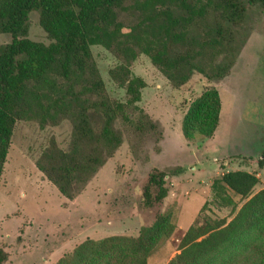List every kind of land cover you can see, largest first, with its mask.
Instances as JSON below:
<instances>
[{"label": "trees", "instance_id": "trees-1", "mask_svg": "<svg viewBox=\"0 0 264 264\" xmlns=\"http://www.w3.org/2000/svg\"><path fill=\"white\" fill-rule=\"evenodd\" d=\"M252 4L264 9V0H0V32L11 36L0 44V175L17 120H36L43 127L67 118L72 123L68 147L51 139L35 162L63 196L74 197L121 144L117 119L138 131L157 126L137 103L146 85L130 67L138 53L174 87L194 72L221 78L232 65L227 55L234 50V32ZM32 10L48 42L28 36ZM123 10L132 14L130 24L119 18ZM92 45L119 58L109 75L125 89L124 101L107 95ZM220 55L224 59L217 61ZM220 110L219 90L206 87L183 115L184 138L211 137ZM257 164L264 166V148ZM182 171L180 165L151 168L142 187L143 205L160 203L168 193L166 176ZM258 182L256 172L246 169L214 176L209 201L230 207L231 216L205 214L190 224L166 264H264V186L253 191ZM235 195L243 200L239 206ZM174 228L169 214L161 212L135 236L86 237L53 264H147ZM6 259L0 247V264Z\"/></svg>", "mask_w": 264, "mask_h": 264}, {"label": "rangeland", "instance_id": "rangeland-1", "mask_svg": "<svg viewBox=\"0 0 264 264\" xmlns=\"http://www.w3.org/2000/svg\"><path fill=\"white\" fill-rule=\"evenodd\" d=\"M119 18L126 24L133 21L132 14L124 10ZM28 36L49 41L35 10L29 13ZM10 37L0 32V44ZM233 44L234 50L227 55L233 60L227 74L212 79L194 72L178 87L171 85L146 54L138 53L130 67L146 85L137 103L157 126L155 130L138 131L117 119L121 144L72 198L63 196L35 162L51 139L64 149L68 147L71 121L63 118L41 127L36 120H17L0 175V247L7 252L4 264H53L86 237L135 236L156 214L167 212L175 228L147 259V264H166L179 251V240L190 224L201 222L205 214L213 218L231 216L230 207H217L209 201L214 176L245 163L260 174L253 191L262 187L264 166L257 164L264 148L261 6H248L234 32ZM91 50L107 95L124 101L125 89L109 75L119 58L101 45H92ZM223 59L220 55L217 61ZM209 86L220 93L219 124L211 137L197 135L187 140L181 131L183 115L192 100ZM250 159L256 160L251 166ZM177 165L183 171L166 176L168 193L163 200L152 207L144 206L142 187L149 170H168ZM235 199L238 206L243 202L237 195Z\"/></svg>", "mask_w": 264, "mask_h": 264}, {"label": "crops", "instance_id": "crops-1", "mask_svg": "<svg viewBox=\"0 0 264 264\" xmlns=\"http://www.w3.org/2000/svg\"><path fill=\"white\" fill-rule=\"evenodd\" d=\"M254 161H256V160H255V159H250V160H249V165H250V166L253 165L252 163H253ZM238 165H239V166L234 167V169H246V170L252 171V169H251V168L249 169L245 163H239ZM249 165H248V166H249ZM243 166H245V167H243ZM222 168L224 169V166H223ZM229 170H230V169H229ZM224 171H225V170H224ZM253 171H255L256 174H257V176L260 178V174H259V172H258L256 169H253ZM222 172H223V171H222ZM259 181H260V179H259ZM261 186H264V184L261 185ZM259 188H261V187L259 186ZM259 188H258V189H259ZM258 189H257V190H258Z\"/></svg>", "mask_w": 264, "mask_h": 264}]
</instances>
